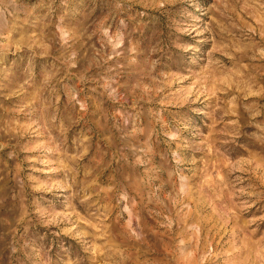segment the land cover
<instances>
[{
    "label": "rangeland",
    "instance_id": "rangeland-1",
    "mask_svg": "<svg viewBox=\"0 0 264 264\" xmlns=\"http://www.w3.org/2000/svg\"><path fill=\"white\" fill-rule=\"evenodd\" d=\"M0 264H264V0H0Z\"/></svg>",
    "mask_w": 264,
    "mask_h": 264
}]
</instances>
